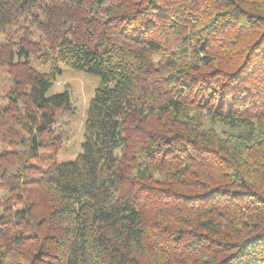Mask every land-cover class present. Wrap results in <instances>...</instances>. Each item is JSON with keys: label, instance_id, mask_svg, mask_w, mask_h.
<instances>
[{"label": "trees", "instance_id": "16d2710c", "mask_svg": "<svg viewBox=\"0 0 264 264\" xmlns=\"http://www.w3.org/2000/svg\"><path fill=\"white\" fill-rule=\"evenodd\" d=\"M0 35V264H264V0H0ZM58 65L98 82L62 162Z\"/></svg>", "mask_w": 264, "mask_h": 264}, {"label": "rangeland", "instance_id": "374dc122", "mask_svg": "<svg viewBox=\"0 0 264 264\" xmlns=\"http://www.w3.org/2000/svg\"><path fill=\"white\" fill-rule=\"evenodd\" d=\"M24 27L29 33H35L34 27L29 25H25ZM16 35L17 37H22L23 33L21 30L13 28L9 33V37L15 41ZM33 37L36 36L33 35ZM33 37L32 39L34 40ZM7 43V37L0 35V108L5 107L9 103L6 94L12 85L11 74L3 64V57H1L3 51L2 47ZM29 62L31 67L38 72L48 73L50 71L51 63L49 62L42 65L37 56H31ZM58 68L60 69L61 74L55 77L50 94L68 90L72 107L71 113H65L59 116L54 127V134L59 137L61 142L58 154L56 155V160L57 162H62L74 160L81 152L86 111L98 82L94 76L74 71L66 66L58 65ZM8 112H11L8 115H12L11 108ZM13 117L15 118L12 120L10 119L12 122L17 119L20 121L19 112H17V115H13ZM22 127V125L14 127L8 138L3 139V142L0 141V171L3 170L8 175L15 170L13 164L19 163L23 159V156L18 155L24 153V148L20 147V141L27 140L28 136L27 132L22 130ZM213 128L217 132L222 129L220 125H213ZM8 142L10 144H7ZM43 156L46 157L45 155ZM1 199L2 193L0 191V200ZM21 261L24 263L22 259Z\"/></svg>", "mask_w": 264, "mask_h": 264}]
</instances>
